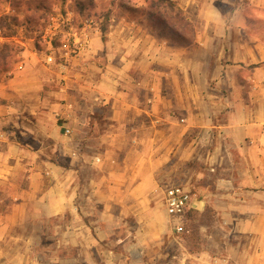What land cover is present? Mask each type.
Here are the masks:
<instances>
[{
    "label": "crops",
    "instance_id": "0c3cea01",
    "mask_svg": "<svg viewBox=\"0 0 264 264\" xmlns=\"http://www.w3.org/2000/svg\"><path fill=\"white\" fill-rule=\"evenodd\" d=\"M169 1L99 15L66 67L27 41L1 77L0 264H264V0Z\"/></svg>",
    "mask_w": 264,
    "mask_h": 264
},
{
    "label": "rangeland",
    "instance_id": "374dc122",
    "mask_svg": "<svg viewBox=\"0 0 264 264\" xmlns=\"http://www.w3.org/2000/svg\"><path fill=\"white\" fill-rule=\"evenodd\" d=\"M4 1H11L12 5H16L17 15L12 12L8 15L2 14L0 7V37H4V39H0V79L5 73L11 74L15 65L21 60V53L26 47L27 41H34L32 40L34 36L31 34L44 29L52 14L71 12L74 17V25L80 26L87 19L98 20L99 15L108 16L114 11H125L126 7L130 6L128 0H82L81 2L87 6L86 11H83L79 6H76L78 0H71V2L69 0H0V6ZM131 3L141 14L149 16L152 13L161 14L159 10L163 0H132ZM30 11H33V14L30 15ZM20 27L25 30V34H23L25 38H13L17 33V28ZM34 42L36 46H39L40 41L35 40Z\"/></svg>",
    "mask_w": 264,
    "mask_h": 264
},
{
    "label": "built area",
    "instance_id": "2783aa9c",
    "mask_svg": "<svg viewBox=\"0 0 264 264\" xmlns=\"http://www.w3.org/2000/svg\"><path fill=\"white\" fill-rule=\"evenodd\" d=\"M73 18L71 12L52 14L43 29L44 32L32 37V40L40 41L39 47L44 48V46H47L45 52L46 64L66 67L74 57L90 49L91 32L99 28L100 22L95 18H91L83 21L80 26H75ZM0 39H4V37L1 36ZM65 133L69 135L71 130L67 129ZM193 202L194 196L185 186L173 185L166 187V210L175 223V233L178 237L185 233V220L188 212L193 209Z\"/></svg>",
    "mask_w": 264,
    "mask_h": 264
},
{
    "label": "trees",
    "instance_id": "16d2710c",
    "mask_svg": "<svg viewBox=\"0 0 264 264\" xmlns=\"http://www.w3.org/2000/svg\"><path fill=\"white\" fill-rule=\"evenodd\" d=\"M77 2V1H76ZM165 3V5L169 8V10H171L173 12V9H175V5L169 1V0H163V3L161 4V8L159 10V12H161V10L163 9L162 8V5ZM168 3V4H167ZM75 5V4H74ZM76 6H79V8H81L83 11H86V4H84L83 2H81V0H78V2L76 3ZM85 9V10H84ZM152 13V12H151ZM174 13V12H173ZM150 17H158L160 16V13L158 14H151L149 15Z\"/></svg>",
    "mask_w": 264,
    "mask_h": 264
}]
</instances>
